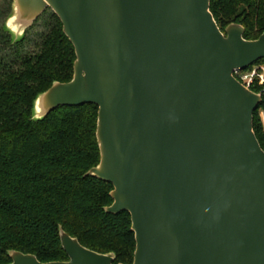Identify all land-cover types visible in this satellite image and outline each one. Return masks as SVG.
<instances>
[{
	"label": "water",
	"instance_id": "95a60500",
	"mask_svg": "<svg viewBox=\"0 0 264 264\" xmlns=\"http://www.w3.org/2000/svg\"><path fill=\"white\" fill-rule=\"evenodd\" d=\"M211 0H14L5 29L23 38L51 8L77 59L68 82L34 102L98 105L109 213L128 211L132 264H264V149L254 131L263 97L233 74L264 58V33L223 31ZM13 30V31H12ZM14 36V34H13ZM67 261L13 250L8 264H114L61 230ZM123 264V263H120Z\"/></svg>",
	"mask_w": 264,
	"mask_h": 264
},
{
	"label": "trees",
	"instance_id": "16d2710c",
	"mask_svg": "<svg viewBox=\"0 0 264 264\" xmlns=\"http://www.w3.org/2000/svg\"><path fill=\"white\" fill-rule=\"evenodd\" d=\"M210 9L223 31L238 23L246 39L264 33V0H211ZM2 36L4 47L16 51L0 58V264L12 262L13 250L42 262L69 260L61 230L89 249L115 253L114 264H132L136 237L131 214L107 212L114 201L113 184L87 174L101 160L98 105L59 106L42 119L33 118L37 96L74 76L76 50L61 19L52 10L45 30L26 52L19 47L27 37L14 42L6 29ZM256 64H264V58ZM260 110L264 95L254 115V131L264 149Z\"/></svg>",
	"mask_w": 264,
	"mask_h": 264
},
{
	"label": "rangeland",
	"instance_id": "374dc122",
	"mask_svg": "<svg viewBox=\"0 0 264 264\" xmlns=\"http://www.w3.org/2000/svg\"><path fill=\"white\" fill-rule=\"evenodd\" d=\"M13 3L14 0H0V58L11 57L16 51V49H11L9 47H4V37L2 36V29H5V26L8 22L9 16L13 13ZM52 9H47L44 14L39 17V21L35 24L33 28H31L28 32L26 31L23 37H27L28 39L24 42V44L19 47L22 52H26L33 49V41L36 39L38 34L45 30L46 19L51 14ZM13 31V30H12ZM9 32V31H8ZM14 34V36H13ZM11 37L19 36L18 31L14 30ZM21 40V39H20ZM260 115L262 117V121L264 122V112L260 110Z\"/></svg>",
	"mask_w": 264,
	"mask_h": 264
},
{
	"label": "built area",
	"instance_id": "2783aa9c",
	"mask_svg": "<svg viewBox=\"0 0 264 264\" xmlns=\"http://www.w3.org/2000/svg\"><path fill=\"white\" fill-rule=\"evenodd\" d=\"M233 74L243 85L263 97L264 64L254 63L245 69L238 68L233 71Z\"/></svg>",
	"mask_w": 264,
	"mask_h": 264
}]
</instances>
